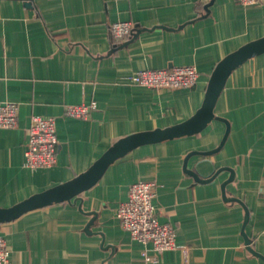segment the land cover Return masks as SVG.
Here are the masks:
<instances>
[{
	"label": "crops",
	"instance_id": "obj_1",
	"mask_svg": "<svg viewBox=\"0 0 264 264\" xmlns=\"http://www.w3.org/2000/svg\"><path fill=\"white\" fill-rule=\"evenodd\" d=\"M117 21L136 29L121 40ZM264 37V0H0V207L87 171L119 139L164 129L202 106L217 64ZM193 66L192 88L136 85L142 70ZM96 102L87 119L65 106ZM200 133L139 146L70 201L0 221L8 264H264V53L236 68ZM56 119L57 162L24 166L31 117ZM137 181L155 182L161 223L176 247L156 254L116 216Z\"/></svg>",
	"mask_w": 264,
	"mask_h": 264
},
{
	"label": "built area",
	"instance_id": "obj_2",
	"mask_svg": "<svg viewBox=\"0 0 264 264\" xmlns=\"http://www.w3.org/2000/svg\"><path fill=\"white\" fill-rule=\"evenodd\" d=\"M210 0H202L208 3ZM243 5L257 4L261 0H239ZM136 29L132 21H117L111 25L112 37L117 41L131 35ZM199 79V72L193 66H177L169 69L142 70L136 72L132 82L152 89L192 88ZM96 102L70 104L65 106L69 117L87 119L96 108ZM19 105L6 102L0 105V127L12 129L18 125ZM58 137L56 119L33 115L28 130L24 166L37 170L52 167L57 162ZM157 184L137 181L129 187L128 199L119 204L116 216L131 236L142 242L151 243L156 254L176 247V229L171 223H161L155 204ZM10 249L4 237L0 236V264H8ZM151 264L152 256L145 255Z\"/></svg>",
	"mask_w": 264,
	"mask_h": 264
},
{
	"label": "water",
	"instance_id": "obj_3",
	"mask_svg": "<svg viewBox=\"0 0 264 264\" xmlns=\"http://www.w3.org/2000/svg\"><path fill=\"white\" fill-rule=\"evenodd\" d=\"M262 53H264V37L230 53L215 67L207 85L203 104L192 117L164 129L138 132L119 139L87 171L65 183L34 194L10 208L0 207V221H11L27 211L70 201L94 186L115 160L139 146L202 132L212 120L218 118L214 108L231 73L244 62Z\"/></svg>",
	"mask_w": 264,
	"mask_h": 264
}]
</instances>
